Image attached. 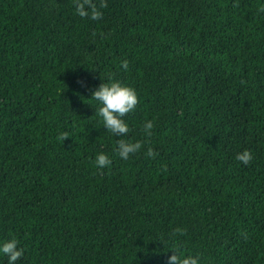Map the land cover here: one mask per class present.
<instances>
[{
  "label": "trees",
  "instance_id": "trees-1",
  "mask_svg": "<svg viewBox=\"0 0 264 264\" xmlns=\"http://www.w3.org/2000/svg\"><path fill=\"white\" fill-rule=\"evenodd\" d=\"M106 3L94 21L0 0V246L18 241L15 264H264V0ZM112 81L139 98L123 137L91 98ZM119 139L143 147L124 160Z\"/></svg>",
  "mask_w": 264,
  "mask_h": 264
},
{
  "label": "clouds",
  "instance_id": "clouds-1",
  "mask_svg": "<svg viewBox=\"0 0 264 264\" xmlns=\"http://www.w3.org/2000/svg\"><path fill=\"white\" fill-rule=\"evenodd\" d=\"M76 13L82 18H90L97 21L102 19L103 13L100 9L106 8V0H73ZM239 7V4L234 5ZM260 12H264V6L259 9ZM122 65L125 69L128 68V61H122ZM91 98L95 99L101 105L96 114L102 118L104 127L112 133L114 136H126L129 133V126L123 119L130 112L135 111L139 98L134 88L124 85L119 81H112L110 83H101L99 87L92 93ZM154 127L152 121H147L144 125V131L147 136H151V129ZM67 133H61L58 139L66 140L68 138ZM116 151L118 155L127 160L131 154H135L141 150L143 143L140 141L130 142L126 139L117 140ZM146 155L151 158H155L156 153L151 147L147 149ZM238 161L245 165H248L253 160V155L250 150H244L235 157ZM112 163L108 155L99 153L95 159V165L98 168H105ZM166 170V166H165ZM185 232L182 228H176L172 236L183 235ZM0 252L6 255L9 259V264H15L23 255V249L18 248V241L12 238L5 241L0 246ZM167 264H199V257L192 255H182L179 249L173 251V254L168 258Z\"/></svg>",
  "mask_w": 264,
  "mask_h": 264
}]
</instances>
